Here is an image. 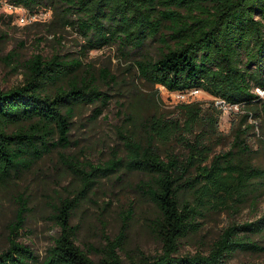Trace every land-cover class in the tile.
<instances>
[{
    "label": "trees",
    "instance_id": "16d2710c",
    "mask_svg": "<svg viewBox=\"0 0 264 264\" xmlns=\"http://www.w3.org/2000/svg\"><path fill=\"white\" fill-rule=\"evenodd\" d=\"M35 14L39 8L60 13L65 25L74 27L88 48L116 44L119 49L156 43L154 55L134 60L137 75L168 92L200 88L213 97L240 105L227 150L209 157L206 144L216 131L215 115L203 112L199 102L178 105L179 114L126 115L117 128L116 146L105 160L74 164L64 152L78 185L51 204L49 219L58 232L41 259L18 240L25 221L26 201L17 197V213L8 225L7 246L0 250V264H123L124 230L105 237L99 258L93 261L75 243L71 224L74 210L100 178L137 173L135 190L151 203L150 228L160 242L155 254H139L125 264H231L237 251L263 252L254 235L264 236V215L254 221H231L213 239L205 253L180 254L181 240L196 233L201 219L218 208L255 205L261 193L256 181L264 168L253 162L247 139L258 134L263 144L264 99L254 87L264 89V0H6ZM72 16V17H70ZM20 83L0 88V183L28 171L44 155L67 148L71 118L77 107L97 103L93 118L110 96L96 80L113 82L108 69L96 75L80 60L59 53L46 57L31 54L21 63ZM119 104V102H118ZM251 118V121H249ZM256 118H260L257 123ZM198 127L206 129L192 135ZM175 138L184 145L179 155L165 146ZM159 142V144H156ZM240 264H264V262Z\"/></svg>",
    "mask_w": 264,
    "mask_h": 264
},
{
    "label": "rangeland",
    "instance_id": "374dc122",
    "mask_svg": "<svg viewBox=\"0 0 264 264\" xmlns=\"http://www.w3.org/2000/svg\"><path fill=\"white\" fill-rule=\"evenodd\" d=\"M6 6L9 3L0 0L1 89H9L20 83L22 67L14 70L13 66L34 53L46 57L59 53L66 58L80 60L82 70L88 66L92 73L98 75L105 68L114 76L113 82L101 78L96 80L100 89L110 96L109 103L96 118L92 114L97 103H85L76 108L71 118V144L67 148L53 150L19 177L0 183V250L7 246L8 225L17 213V197L22 195L27 210L18 240L29 245L41 259L51 244L52 237L58 232V228L49 219L51 204L59 195L67 194L79 183L69 172L67 165L70 163L61 159L57 150L74 159L71 163L95 164L105 160L112 147L116 146L121 150L116 130L124 125L125 116L132 112L140 115L163 114L170 118L179 114L180 103L199 102L203 112L209 115H215L214 109L218 107L205 91L180 100L174 92H168L161 85H150L137 75L134 60L141 54L154 55L157 51L155 42L124 51L116 44L84 50L87 45L85 38L74 27L65 25L60 13L39 8L37 13L32 14L16 6L11 7L13 11L9 14L4 11ZM20 20L26 23L23 26L14 23ZM240 113V110L225 112L220 109L216 131L209 135V141L206 142L211 147L209 157L229 148L231 129L237 123ZM255 120L258 123L260 118ZM205 129L206 127H198L192 135L182 132V137L193 141L194 135ZM178 135L179 132L165 146L181 155L185 149L183 143L175 139ZM257 136V133L250 135L247 141L254 150L253 162L264 168V143L261 144ZM262 138L264 142V136ZM138 179L137 173L102 177L74 210L71 224L76 228L75 243L93 261L99 258V250L106 242L105 237L112 239L121 229L124 230L123 251H119V256L123 264L130 257L159 252L161 244L149 225L154 216V208L135 190ZM256 183L262 190L255 205L244 203L236 211L230 207H222L205 215L201 219L199 230L181 240L179 253H205L210 242L231 221H254L264 215V177ZM254 239L264 245V236L254 235ZM229 262H264V251H237L229 258Z\"/></svg>",
    "mask_w": 264,
    "mask_h": 264
},
{
    "label": "built area",
    "instance_id": "2783aa9c",
    "mask_svg": "<svg viewBox=\"0 0 264 264\" xmlns=\"http://www.w3.org/2000/svg\"><path fill=\"white\" fill-rule=\"evenodd\" d=\"M6 2V0H4ZM9 7H14L11 4H9ZM203 90L200 88H191L188 89L186 91H173L174 95L179 98L180 100H185L188 99L189 96L197 94L202 92ZM254 91L260 96V97H264V89H261L259 87H254ZM213 102L215 103V105L221 109L222 111L225 112H235L237 110H240V105L237 103H229L226 100L219 98V97H213ZM241 111V110H240Z\"/></svg>",
    "mask_w": 264,
    "mask_h": 264
},
{
    "label": "clouds",
    "instance_id": "9594fccd",
    "mask_svg": "<svg viewBox=\"0 0 264 264\" xmlns=\"http://www.w3.org/2000/svg\"><path fill=\"white\" fill-rule=\"evenodd\" d=\"M5 12L11 14L13 9L9 6H6L5 9H4ZM14 23H18L19 25L23 26L26 22L23 21V20H20V21H14Z\"/></svg>",
    "mask_w": 264,
    "mask_h": 264
}]
</instances>
